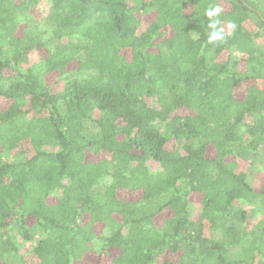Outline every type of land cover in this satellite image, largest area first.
<instances>
[{
	"label": "trees",
	"instance_id": "1",
	"mask_svg": "<svg viewBox=\"0 0 264 264\" xmlns=\"http://www.w3.org/2000/svg\"><path fill=\"white\" fill-rule=\"evenodd\" d=\"M262 171L264 0H0V264H264Z\"/></svg>",
	"mask_w": 264,
	"mask_h": 264
},
{
	"label": "rangeland",
	"instance_id": "2",
	"mask_svg": "<svg viewBox=\"0 0 264 264\" xmlns=\"http://www.w3.org/2000/svg\"><path fill=\"white\" fill-rule=\"evenodd\" d=\"M244 166L247 167L248 164L244 163ZM244 169V168H243ZM256 189H260V187L264 184V171L259 174V177H256ZM157 224H161L162 217L157 218ZM82 264H112L110 259L107 256L101 257L98 253L94 252L85 256Z\"/></svg>",
	"mask_w": 264,
	"mask_h": 264
},
{
	"label": "clouds",
	"instance_id": "3",
	"mask_svg": "<svg viewBox=\"0 0 264 264\" xmlns=\"http://www.w3.org/2000/svg\"><path fill=\"white\" fill-rule=\"evenodd\" d=\"M220 12L221 9L219 7L210 8L207 10L206 15L210 18L216 17L220 14ZM209 27L213 29V31L208 36L209 43L220 41L224 38L222 30H218L217 25L215 23L210 24Z\"/></svg>",
	"mask_w": 264,
	"mask_h": 264
}]
</instances>
